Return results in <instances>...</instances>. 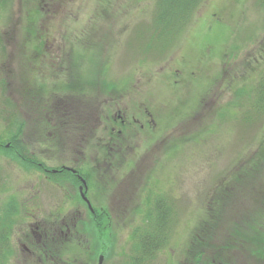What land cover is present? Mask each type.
<instances>
[{
    "label": "rangeland",
    "instance_id": "374dc122",
    "mask_svg": "<svg viewBox=\"0 0 264 264\" xmlns=\"http://www.w3.org/2000/svg\"><path fill=\"white\" fill-rule=\"evenodd\" d=\"M155 3L52 0L37 11V0H0V140L8 141V126L16 116L24 124L29 153L33 149L40 162L57 166L79 157L70 145L53 151L39 134L46 130L42 121L33 122L41 109L35 111L40 100L31 94L42 85L45 100L69 84L82 87L73 95L84 96L87 102L83 108L76 103L75 109L86 113L87 129H91L83 143L87 161L99 156L94 141L106 137L96 118L114 114L119 105L113 103L127 105L130 115L142 122L147 110L157 120L153 129L137 130L138 134L126 139L120 152H101L104 159L131 165L129 170L116 166L114 172L103 166L99 186L104 191L99 193L93 185L90 201L105 209L111 223V248L103 264L128 263L134 233L142 227L147 213L144 206L153 196L166 197L174 214L169 244L151 264H192L187 252L193 236L209 218V200L218 202L238 187L234 188L233 182L244 181L238 178L240 167L244 171L247 164H258L251 188L254 198L235 200L236 207L227 214L240 223L238 219H244L252 205L264 201V161L258 163L264 153V114L252 109L264 70V11L258 0H208L188 34L162 51L148 50L154 33L150 25ZM42 40H49L43 52ZM59 95L51 98L50 108L70 101ZM90 143L94 149L89 148ZM7 157L0 158L5 186L0 192V207L15 198L20 209L33 208L37 215L34 226L29 225L30 218L22 210L12 236L17 242H13L9 264H37L36 258L22 249L23 244L31 245L36 239L31 230L37 231L38 226L41 235L49 226L45 219L64 207H77V213L59 217L60 221L64 217L71 231L66 246H57L60 254L54 256L60 259L54 264H63L65 258L72 259V264H88V257L80 255L78 247L67 248L82 243L88 249L96 242L94 230L87 227L92 222L83 214L84 207L73 197L66 199V192L43 182L36 171ZM91 168L87 166L88 175H94ZM37 191L38 197L32 199L31 194ZM57 227H61L60 222ZM77 255L80 258L74 263ZM251 255L252 249L230 258L234 264H258Z\"/></svg>",
    "mask_w": 264,
    "mask_h": 264
},
{
    "label": "trees",
    "instance_id": "16d2710c",
    "mask_svg": "<svg viewBox=\"0 0 264 264\" xmlns=\"http://www.w3.org/2000/svg\"><path fill=\"white\" fill-rule=\"evenodd\" d=\"M207 2L208 0H156L154 10L152 11L153 20L150 25L154 33L151 36V43L148 46V50L162 51L177 43L185 34H188L187 32L193 26L194 19H196L199 9ZM257 5L264 11V0H258ZM40 42L41 51H46L45 48L48 47V42L43 40ZM37 57L39 56H33V58ZM85 83L91 84L90 82ZM77 87L79 90L82 88L81 86H70L69 84L63 87L65 88L64 91H61L57 86L58 91L61 92H55L53 95H64L71 100L74 97V92L77 93L75 90ZM104 87L110 88L113 86ZM43 92V85L33 89V93L31 94L32 98H38L40 100V104L34 108L35 111L40 109L42 103V97L40 98V95L42 96ZM67 93L71 95H67ZM29 96L30 95H26V97ZM49 96H52V94ZM41 108V110L44 111L43 106ZM252 109L260 115L264 114V70L259 77L258 86H256L255 101L252 105ZM8 128V141L0 140V158L8 156L7 158L10 160L20 161V165L27 169L39 170L40 168L36 166L37 157L33 158L29 153L27 145L24 144V124H20L15 116V119L11 120V124ZM113 153L114 152H111L110 154L114 155ZM262 161H264V153L260 155L258 163ZM116 166L118 165L115 164V167ZM107 167L110 168V166ZM109 171H112V168ZM257 174L258 164H247L244 171L242 167H240L238 178L244 181L240 183L236 181L233 182V187H238L235 188L229 196L223 195L216 203L215 199L212 201L209 198V201L212 202V204L209 203L208 205L209 218L206 217L204 224H201L197 235H192L193 238L189 251L187 252L192 264H234L236 262L230 258L232 254L245 253L250 249H252L251 256L256 257L254 259L256 263L264 264V201L252 205V208L249 209L253 211H248L243 214L242 218L244 219H238L240 223L234 222L232 215L227 214V212H229L228 210H232L236 207L234 205L235 200L236 203L243 202L244 198L248 201L253 200L254 197L251 193V188L255 186L253 178H255ZM87 178L89 179V176H87ZM115 181L116 180L111 182V184H116ZM4 190L5 186L0 173V192ZM98 191L102 193L104 190L99 186ZM154 197L155 196L148 199L144 206V208H147V213L145 212L146 214L142 227L136 229L134 233L132 241H135V243L132 255L129 258L127 257L128 263L126 262V264H151L156 254L169 244L171 230L173 229L172 217L174 209L170 206L168 200L165 199L166 197ZM104 211V208L102 212H99L96 208V215L88 214L91 218L92 225L88 224L87 227L94 230V238H96V242H94L93 245H88V249H86L87 247H84L82 243L81 245L75 244L73 247L72 244L67 245L70 251L78 247L80 255L85 253L89 260V262H87L88 264H93V261L100 259V257H104V259L108 258L109 255L108 251H110L111 248V223ZM20 214L19 205L15 198H12L10 202L0 207V264H9L11 257L14 255L12 236L15 226L20 223ZM176 222L177 219L175 217V225ZM87 227L85 231H89ZM98 238L100 241H98ZM43 250L45 256H40L43 259V264H45L46 259L44 258L46 254L50 257L47 251V244L45 249L43 247ZM79 258L80 256L77 255L76 260H73V262L75 263ZM71 260L70 264H72Z\"/></svg>",
    "mask_w": 264,
    "mask_h": 264
},
{
    "label": "flooded vegetation",
    "instance_id": "af4514ba",
    "mask_svg": "<svg viewBox=\"0 0 264 264\" xmlns=\"http://www.w3.org/2000/svg\"><path fill=\"white\" fill-rule=\"evenodd\" d=\"M50 1L52 0H37L40 6L36 8L37 11L44 9V7L42 6H47ZM48 41L49 40H47L46 42ZM54 63H56V61ZM53 96L54 95L48 97L46 100L43 95L41 96L42 103L40 105V109H42L41 107L43 106L44 111L41 110V112L33 118V122L34 124L37 120H39L37 122H43L46 131L39 134L42 135L43 140L46 141L47 145H49L50 148L54 149L53 151H56L57 148L70 145L72 146L73 151L77 149V155L79 157H75L69 162L61 161L57 166H49L44 161L40 162V159L34 154V150L32 149L30 151V154L33 158L37 157L38 160L36 161V166L40 169L31 170L36 171L40 175V177H42L43 182L47 183L50 187L59 191L66 192L68 194L67 196H65L66 199L73 197L72 199H75V201L79 202V204L84 207L83 214L96 215V208L99 212H102L103 208L98 207L95 203L91 202L90 199L92 190L94 189L93 185L95 184V188L98 189L101 183L100 179L103 173L102 167L110 166V168H112V172L115 171L113 169L115 167V164L118 166L122 165L123 167H126L127 170L131 168V165L128 164V162L125 163L123 160L104 159L101 152L103 151V149L111 150V152L114 153L115 151L120 152L122 146L125 145L124 143L126 142V139L131 138V136L134 134H138L137 130L140 132H145L147 129H153V124H158L157 120L153 116V114L147 110L143 114L144 116L147 115V117H145L144 122H142V120L138 116L130 115L129 111L127 110V105L121 106L119 104V101L113 103V105H119L117 107V111L114 114L110 113V116L107 118L102 117L103 115L96 118L100 123V131L105 130L106 137L100 136L98 139H96V142L94 141L95 149L94 143H90L89 148H93L96 153L99 151V156L94 159H88L87 161V159H85L86 146L83 143H86L87 132L89 133L91 129H87V122L85 118L86 113H83L81 110H75L76 103L79 104L78 107L80 108L86 106L87 102L84 96L77 95L78 99L76 100L75 98L77 96L73 95L74 97L71 100L68 99L70 101H63L64 104L60 105V107L51 106L50 108V102ZM70 106H72V108ZM68 107H70V110L72 111L68 112L66 110ZM101 107L102 104L100 103V109ZM59 110H63V113ZM36 112H39V110H36ZM91 134L96 135L94 131ZM50 148L47 147L46 150L51 151ZM71 164H73V166H70ZM87 166L89 168L92 167L91 171L94 173V175H88L89 172L87 170ZM87 176H89V179L87 178ZM114 185L115 184H111L110 187L112 188ZM72 190L76 193H72ZM38 193L39 191H37L35 194H31V198L34 199L36 198V196L38 197ZM71 193L73 196L71 195ZM88 202L90 203L91 207H89ZM22 210L23 212H25V214L28 215L27 218H30L31 222L29 223V225H33L32 222H34L37 218L34 209L30 207L23 209L19 208L21 214ZM76 210L77 207H64L57 210V213H50L51 217L49 219H45V224H49V226L41 233V235L37 232L39 231L38 226H36L37 231L34 232V230H31L33 233H35L36 239L32 240L31 245L23 244L22 249L31 257L36 258L37 261H35V263L43 264V259L41 258V256H45L43 247L45 249L46 244L47 251L48 254H50V257L46 254V257L44 258L46 259L45 264H54L55 262L58 263V260L60 258H56L54 256V254L56 253L60 254V249L59 247L57 249V246L59 245V243H61L62 246H66L65 242H67V238L71 231L69 223L66 222L65 219H63L64 217H62L61 221L59 217H61V215L66 216L69 214H76ZM58 222L61 223V227H57ZM29 237L30 234L29 236H27V238ZM60 237H62L63 239H61ZM12 242H17V240L12 239ZM62 263L70 264L69 258L67 260L65 258Z\"/></svg>",
    "mask_w": 264,
    "mask_h": 264
},
{
    "label": "water",
    "instance_id": "95a60500",
    "mask_svg": "<svg viewBox=\"0 0 264 264\" xmlns=\"http://www.w3.org/2000/svg\"><path fill=\"white\" fill-rule=\"evenodd\" d=\"M88 205H89V207H91L89 202H88ZM103 263H104V257H100L98 264H103Z\"/></svg>",
    "mask_w": 264,
    "mask_h": 264
}]
</instances>
